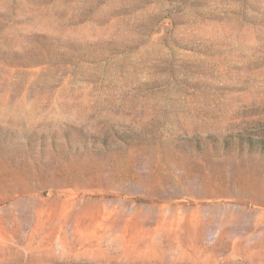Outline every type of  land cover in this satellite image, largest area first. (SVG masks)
<instances>
[{
  "label": "rangeland",
  "instance_id": "rangeland-1",
  "mask_svg": "<svg viewBox=\"0 0 264 264\" xmlns=\"http://www.w3.org/2000/svg\"><path fill=\"white\" fill-rule=\"evenodd\" d=\"M0 264H264V0H0Z\"/></svg>",
  "mask_w": 264,
  "mask_h": 264
}]
</instances>
